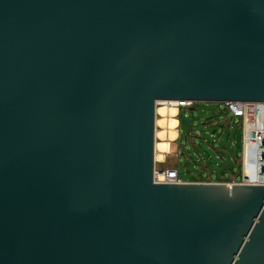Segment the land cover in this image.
<instances>
[{
	"label": "water",
	"instance_id": "1",
	"mask_svg": "<svg viewBox=\"0 0 264 264\" xmlns=\"http://www.w3.org/2000/svg\"><path fill=\"white\" fill-rule=\"evenodd\" d=\"M161 99L264 100V0H0V264H264V183L154 179Z\"/></svg>",
	"mask_w": 264,
	"mask_h": 264
},
{
	"label": "rangeland",
	"instance_id": "2",
	"mask_svg": "<svg viewBox=\"0 0 264 264\" xmlns=\"http://www.w3.org/2000/svg\"><path fill=\"white\" fill-rule=\"evenodd\" d=\"M160 101L157 107H172L171 102ZM178 109L175 115L176 139L159 135L165 128L157 118L165 117L157 110L156 165L175 166L183 178L209 177L220 180L242 174L243 131L238 116L223 106L221 101L194 100L185 108L192 123L182 119ZM159 132V133H158Z\"/></svg>",
	"mask_w": 264,
	"mask_h": 264
},
{
	"label": "built area",
	"instance_id": "3",
	"mask_svg": "<svg viewBox=\"0 0 264 264\" xmlns=\"http://www.w3.org/2000/svg\"><path fill=\"white\" fill-rule=\"evenodd\" d=\"M178 109L191 105V99H175ZM223 106L232 115L240 118L243 131L242 174L222 179L230 185L236 182L264 183V100L229 99ZM156 181H183L179 168L175 166H157L154 168Z\"/></svg>",
	"mask_w": 264,
	"mask_h": 264
},
{
	"label": "bare ground",
	"instance_id": "4",
	"mask_svg": "<svg viewBox=\"0 0 264 264\" xmlns=\"http://www.w3.org/2000/svg\"><path fill=\"white\" fill-rule=\"evenodd\" d=\"M160 101H164L167 102V99H161ZM172 104H174V106L172 107H167V106H163L157 107L158 112H161L165 117H163V119H159L157 118V123L158 124H162L165 128H163L164 130H161L162 132L159 133L160 136L162 137H168L170 139H176L177 137V129L175 128L176 126V119H175V115L178 112V107L176 106V100L175 99H170V101Z\"/></svg>",
	"mask_w": 264,
	"mask_h": 264
},
{
	"label": "crops",
	"instance_id": "5",
	"mask_svg": "<svg viewBox=\"0 0 264 264\" xmlns=\"http://www.w3.org/2000/svg\"><path fill=\"white\" fill-rule=\"evenodd\" d=\"M211 176V174L209 175V177L207 176V177H195V178H191V179H196V180H218V179H213V178H211L210 177ZM230 178V177H229ZM222 179H226V177H224V178H221L220 180H222Z\"/></svg>",
	"mask_w": 264,
	"mask_h": 264
},
{
	"label": "flooded vegetation",
	"instance_id": "6",
	"mask_svg": "<svg viewBox=\"0 0 264 264\" xmlns=\"http://www.w3.org/2000/svg\"><path fill=\"white\" fill-rule=\"evenodd\" d=\"M182 109H184L185 110V108H182ZM181 112V111H180Z\"/></svg>",
	"mask_w": 264,
	"mask_h": 264
}]
</instances>
